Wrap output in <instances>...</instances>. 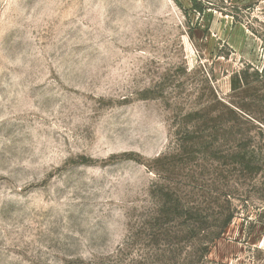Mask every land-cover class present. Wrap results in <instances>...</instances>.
I'll use <instances>...</instances> for the list:
<instances>
[{
  "label": "rangeland",
  "instance_id": "374dc122",
  "mask_svg": "<svg viewBox=\"0 0 264 264\" xmlns=\"http://www.w3.org/2000/svg\"><path fill=\"white\" fill-rule=\"evenodd\" d=\"M0 0V264H264V0Z\"/></svg>",
  "mask_w": 264,
  "mask_h": 264
},
{
  "label": "trees",
  "instance_id": "16d2710c",
  "mask_svg": "<svg viewBox=\"0 0 264 264\" xmlns=\"http://www.w3.org/2000/svg\"><path fill=\"white\" fill-rule=\"evenodd\" d=\"M192 3V9H194L195 12L201 14L203 12V9L201 6H197L196 5V1L195 0H191Z\"/></svg>",
  "mask_w": 264,
  "mask_h": 264
}]
</instances>
